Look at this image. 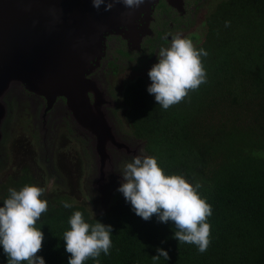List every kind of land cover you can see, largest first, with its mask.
<instances>
[{
	"label": "trees",
	"instance_id": "trees-1",
	"mask_svg": "<svg viewBox=\"0 0 264 264\" xmlns=\"http://www.w3.org/2000/svg\"><path fill=\"white\" fill-rule=\"evenodd\" d=\"M205 22L195 46L208 52L206 83L165 110L139 78L128 84L125 100L131 132L146 142V153L157 156L166 172L202 182L200 191L213 208L207 251L179 243L172 222L136 215L123 195L94 214L56 187L45 191L48 211L37 222L44 232L37 254L46 264H68L63 234L75 210L91 223L113 226L111 254L102 253L100 264H264V0L223 1ZM33 176L29 168L8 173L0 182V203L10 187L36 183L45 189ZM64 200L73 208H64ZM157 247L169 252L168 260L153 259ZM0 264H7L2 246Z\"/></svg>",
	"mask_w": 264,
	"mask_h": 264
},
{
	"label": "flooded vegetation",
	"instance_id": "flooded-vegetation-1",
	"mask_svg": "<svg viewBox=\"0 0 264 264\" xmlns=\"http://www.w3.org/2000/svg\"><path fill=\"white\" fill-rule=\"evenodd\" d=\"M223 1L228 0H160L153 9L150 29H143L145 19L139 22L136 42L117 33L106 36L104 54L93 61L86 74L91 119L113 134L107 140L104 160L97 149V135L80 124L65 95L52 89L33 90L23 81L11 79L0 97L6 109L0 125L1 179L29 168L33 180L46 187L57 168L64 178L59 187L70 193L65 183L74 185L72 172L76 171L74 187L82 185L83 171L90 162V158L86 162L87 150L94 168H115L121 173L122 163L136 155L133 147L122 148V141L139 140L132 132L123 131H130L132 126L130 104L125 100L128 84L139 78L150 84L148 71L157 61L158 50L168 46L172 36L188 37L198 25L205 26L204 13L207 17ZM201 19L204 22H199ZM75 141L78 146L71 144Z\"/></svg>",
	"mask_w": 264,
	"mask_h": 264
},
{
	"label": "clouds",
	"instance_id": "clouds-1",
	"mask_svg": "<svg viewBox=\"0 0 264 264\" xmlns=\"http://www.w3.org/2000/svg\"><path fill=\"white\" fill-rule=\"evenodd\" d=\"M129 9L139 8L144 0H121ZM105 11L113 7L112 0H92V6ZM230 22L226 21V26ZM208 52L196 47L190 37L172 36L168 46L161 47L157 61L148 71L151 83L149 94L167 110L180 103L189 91L207 82L203 58ZM203 184L190 181L184 173L166 172L155 155H135L121 172L118 191L130 203L136 215L150 220L155 214L161 223L172 222L173 236L179 243L194 244L200 253L211 243V224L208 217L213 208L201 193ZM45 189L36 183H25L19 189L10 187L8 196L0 203V246L7 256V264H46L42 255L44 232L37 226L43 213L48 211ZM64 208H73L67 200ZM70 227L63 234L65 251L71 255L68 264H84L92 258L100 264V257L111 254L113 226L98 219L86 220L84 213L75 210L68 220ZM155 261L168 260L169 252L157 247Z\"/></svg>",
	"mask_w": 264,
	"mask_h": 264
},
{
	"label": "water",
	"instance_id": "water-1",
	"mask_svg": "<svg viewBox=\"0 0 264 264\" xmlns=\"http://www.w3.org/2000/svg\"><path fill=\"white\" fill-rule=\"evenodd\" d=\"M112 2V9L105 11L104 5L94 8L92 0H0V97L11 79L33 90L52 89L65 95L80 124L97 135L102 160L113 134L91 119L86 74L104 54L107 35L117 33L136 42L142 18L143 29L149 30L160 0H144L135 9L121 0ZM5 111L0 103V125ZM122 142V148L133 147L136 155H147L142 139ZM114 169L98 168L96 183L103 194L116 178L121 181V173Z\"/></svg>",
	"mask_w": 264,
	"mask_h": 264
},
{
	"label": "rangeland",
	"instance_id": "rangeland-1",
	"mask_svg": "<svg viewBox=\"0 0 264 264\" xmlns=\"http://www.w3.org/2000/svg\"><path fill=\"white\" fill-rule=\"evenodd\" d=\"M206 15L207 13L205 12L204 19H206ZM199 22H204V21L203 19H201L199 20ZM204 33H205V26L198 25L197 30L193 31V33L191 34H188V37H190L193 40V43L195 44V42L203 38ZM194 37H195V40H194ZM197 38L199 39L197 40ZM123 131L131 132V130L126 131L124 128H123ZM71 144H73L74 146H78L76 141L71 142ZM144 153H146L145 150H144ZM89 158H90L89 166L83 171L84 178L82 180V185L80 187H74V185L77 186L76 184L77 172L75 171V172H72V176L74 179V185L72 184L73 186H70V184L66 182L65 186L68 188L67 190H69L70 192L68 193L70 195L69 197L72 198L74 202L79 203V204H85L89 207V209L94 214H98V213H102L103 211H105V209L109 207V205H111L113 202H115L119 196L123 195L117 190L121 181L113 182L110 185V187L107 188V190L105 191V194H103L102 189L96 183L98 180L99 170L98 168L93 167L92 157H90L89 151L87 150L86 151V162H88ZM125 164H126V161L122 163V168H120L121 171H123L124 169L123 167ZM3 180L5 179L3 178L1 179L0 177V182ZM84 180H85V183H83ZM46 183H47V186L45 187V191L53 190L54 188L59 187L58 184L64 183V178L62 174L59 173V170L56 168V171L54 172L53 176H51L49 181ZM100 203H102V205H100Z\"/></svg>",
	"mask_w": 264,
	"mask_h": 264
}]
</instances>
